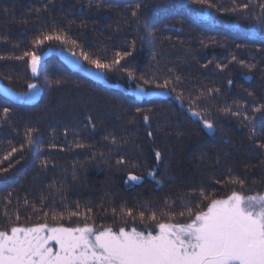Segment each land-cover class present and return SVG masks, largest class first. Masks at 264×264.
<instances>
[{"label":"trees","instance_id":"obj_1","mask_svg":"<svg viewBox=\"0 0 264 264\" xmlns=\"http://www.w3.org/2000/svg\"><path fill=\"white\" fill-rule=\"evenodd\" d=\"M210 2L0 0V226L77 227L87 216L96 229L155 234L140 211L162 220L172 211L185 223L186 197L206 210L201 190L215 199L264 195V0ZM52 32L67 43L33 45ZM25 51L42 57L35 75L27 57L17 59ZM118 52L130 55L111 71L82 56L111 63ZM29 84L38 96L19 99ZM127 209L135 219L121 218ZM6 214L20 219L4 224Z\"/></svg>","mask_w":264,"mask_h":264},{"label":"snow or ice","instance_id":"obj_2","mask_svg":"<svg viewBox=\"0 0 264 264\" xmlns=\"http://www.w3.org/2000/svg\"><path fill=\"white\" fill-rule=\"evenodd\" d=\"M193 2L214 7L210 0ZM241 7L247 9L249 5L243 4ZM261 8H264V4ZM133 15L136 13L133 12ZM45 41L67 43L66 34L44 33L34 38L33 45L40 47ZM128 55V52H118L117 59L105 63L82 53L84 60L101 71H111ZM25 57L35 75L41 66L42 57L35 51H25L17 59L23 60ZM128 75L133 77L134 74L129 70ZM28 87L35 89L37 85L29 84ZM161 87H168V82ZM3 111L7 116L9 110L5 108ZM255 111L260 112L261 108ZM192 115L199 116L200 113L193 111ZM144 119L147 121L148 117ZM204 126L209 130L214 128L213 123L207 119L204 120ZM35 131H26L29 144L32 143V133ZM77 147L83 145L78 144ZM15 151L13 148L12 152ZM156 158H161L159 152ZM140 180L141 177L136 175L128 176L130 183H138ZM231 183L243 186L245 182L234 178ZM199 195L202 200L208 201L206 210H200L197 205L194 211L192 199L186 197L184 211L178 214L180 217L187 216L190 222H173L177 214L172 211L160 213L166 220L160 219L155 211L147 217L140 211L138 218L141 222L147 219L158 228L155 234L138 230L137 227L126 230L121 226L118 231L112 227L96 229L88 223L87 216L84 217L83 226L77 227H49L46 223H40L35 226H11L9 231L0 226V264H264V195H244L232 191L226 198L215 199L203 190ZM115 211L113 209V213ZM69 216L79 217L80 213L70 212ZM124 216L136 218L132 209L122 210L121 218ZM19 219V215L13 220L6 214L3 223L15 224ZM52 219L58 217L53 215ZM52 241L57 246L56 251L53 250Z\"/></svg>","mask_w":264,"mask_h":264},{"label":"rangeland","instance_id":"obj_3","mask_svg":"<svg viewBox=\"0 0 264 264\" xmlns=\"http://www.w3.org/2000/svg\"><path fill=\"white\" fill-rule=\"evenodd\" d=\"M62 58L71 66L79 68L83 72H87L85 68L82 67L80 60L73 56L70 53H62ZM89 73H91L92 76L98 77V71L89 70ZM37 74V73H36ZM0 89L3 90L2 84L0 85ZM39 90L36 87L35 89H30L25 95L19 96V99L25 100V101H32L38 96ZM47 234V232H45ZM53 250H57V246L55 245V242L52 241Z\"/></svg>","mask_w":264,"mask_h":264}]
</instances>
